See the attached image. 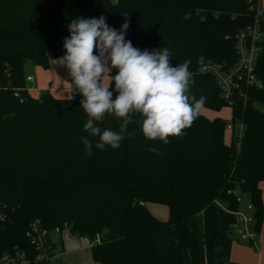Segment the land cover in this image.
Instances as JSON below:
<instances>
[{
    "label": "trees",
    "instance_id": "16d2710c",
    "mask_svg": "<svg viewBox=\"0 0 264 264\" xmlns=\"http://www.w3.org/2000/svg\"><path fill=\"white\" fill-rule=\"evenodd\" d=\"M104 16L125 39L151 52L166 47L170 63L190 61L191 92L206 97L204 108L228 107L212 75L198 72L199 58L222 65L237 62L236 37L255 24L247 0H0V257L15 246L35 258L26 233L33 221L49 230L68 228L86 239L99 264H185L191 222L202 214V245L214 257L219 204L226 227L238 223L239 197L251 205L254 229L264 222V40L256 62L261 88L246 91L231 109L241 138L225 142L227 123L199 114L182 137L169 143L147 140L134 116L121 146L104 150L99 137L83 130L88 117L81 99L57 98L49 90L34 97L26 85V66L48 70L66 53L68 25L77 17ZM127 16V17H125ZM264 33V16L259 18ZM98 52L94 51V54ZM118 69H111V76ZM112 81L109 90L113 98ZM18 94V96H16ZM97 126L119 131L118 118L105 114ZM92 145L88 155L81 137ZM159 149V154L149 151ZM148 204L167 206L162 221Z\"/></svg>",
    "mask_w": 264,
    "mask_h": 264
},
{
    "label": "clouds",
    "instance_id": "9594fccd",
    "mask_svg": "<svg viewBox=\"0 0 264 264\" xmlns=\"http://www.w3.org/2000/svg\"><path fill=\"white\" fill-rule=\"evenodd\" d=\"M128 29L127 19L119 30L110 27L104 16L72 19L70 35L64 39L66 53L57 61L69 70L77 92L83 96L81 108L88 117L83 130L99 137L95 147L100 150L106 146L117 149L126 135L135 136L136 131L128 129L136 114L147 140L168 144L170 136L184 135V129L191 127L206 104L205 96L197 99L191 92L194 80L190 61L172 65L166 47L151 52L135 48L125 39ZM113 68L118 69L115 76L110 75ZM113 80L118 93L115 98L109 90ZM105 114L118 118V132L102 131L97 126ZM81 141L91 155V141L84 136ZM149 151L159 154L155 147Z\"/></svg>",
    "mask_w": 264,
    "mask_h": 264
},
{
    "label": "built area",
    "instance_id": "2783aa9c",
    "mask_svg": "<svg viewBox=\"0 0 264 264\" xmlns=\"http://www.w3.org/2000/svg\"><path fill=\"white\" fill-rule=\"evenodd\" d=\"M247 1L250 7L255 10L257 19L254 25L240 31L236 37L237 62L233 66H227L204 57L199 58L198 61V72L212 75L215 78L221 97L231 109L235 105L236 97L246 102L247 90L262 87L260 79L256 75V62L262 51L260 43L264 40L259 18L264 15L260 9V0ZM27 80L31 81L32 78L27 77ZM238 126L240 131L237 137L241 138L244 127L243 124ZM233 128L234 124H229L226 127L228 130H233ZM238 201L244 202V198L239 197ZM248 206L251 209V205L248 204ZM237 217L239 222L242 221L240 214ZM5 218V215L0 214V223H3ZM244 221H246L245 217ZM65 232H69L67 227L49 230L43 227L40 221H33L26 236L35 249V258L31 259L27 251L15 246L0 257V264H45L55 256L57 245ZM239 232L243 239L249 238L248 235L242 233L243 231L239 230Z\"/></svg>",
    "mask_w": 264,
    "mask_h": 264
},
{
    "label": "crops",
    "instance_id": "0c3cea01",
    "mask_svg": "<svg viewBox=\"0 0 264 264\" xmlns=\"http://www.w3.org/2000/svg\"><path fill=\"white\" fill-rule=\"evenodd\" d=\"M260 6L264 15V0H260ZM40 69L42 70L41 67H35L32 71L28 70V73L34 72L33 74L37 76L38 80V74L41 72ZM26 75L32 78L31 81H28V90L32 96L38 97L37 94L35 95L34 93H39L40 90H49L55 96L53 89H48V86H42L39 81L38 83L36 82V86L29 85V83L34 82V76L30 74ZM38 85H40V88ZM55 97L63 98L59 96ZM226 143L229 144V142ZM261 189L264 201V183L261 184ZM155 205L158 204H148L147 207L149 211L159 220L167 221L169 218L168 207L166 206L167 209H163V207ZM221 205L222 204H219V231L214 257L209 258L202 245L204 218L203 215L200 214L191 222L188 250L184 254L185 264H264V222L259 232L255 231L254 222L251 219L252 224H250V219L248 217L246 221H244L245 225H239L238 221L236 225L228 230L226 227V214L228 211L225 205H222L223 207ZM221 208L226 214L221 212ZM238 214H240V212H238ZM248 223L250 226H247ZM243 225L246 226L245 229H243ZM239 230L244 231L245 235H248L249 238L243 239ZM57 246L60 250L59 254L56 253L55 256L45 264H69V262L70 264H99L94 261L91 254V245L86 239L73 238L68 232H65Z\"/></svg>",
    "mask_w": 264,
    "mask_h": 264
},
{
    "label": "rangeland",
    "instance_id": "374dc122",
    "mask_svg": "<svg viewBox=\"0 0 264 264\" xmlns=\"http://www.w3.org/2000/svg\"><path fill=\"white\" fill-rule=\"evenodd\" d=\"M111 1L113 3H117L118 0H111ZM260 9H261V6H260ZM58 60L59 59H57L51 63L50 69H48V70H45V69L41 70L40 69L41 72H40V74H38V80H37V76L35 74H33L34 72L28 73V70L32 71V69H35L36 66H34L32 63H28L26 66V74H30L31 76H34V82L29 83V85L36 86V84L39 81V83L42 84V86H48V89H50V88L53 89V93L55 92V96H59V97H63V98H70V97H72V94L75 93L77 98L82 100L83 96H82V94L77 92L76 86L74 85V83L71 80L69 70L66 68V66L59 64L57 62ZM26 85L28 88L27 78H26ZM38 86L40 88V85H38ZM72 90H73V93H72ZM43 92H44V90L43 91L40 90L39 93H34V94L35 95L37 94V96L39 97ZM260 109L264 111V107L260 106ZM201 113L209 119H214V118L219 117V118H222L227 123V125L233 124L232 117H231V108H229V107H226L219 112L211 111V110H208L206 108H203L201 110ZM239 131H240V129H239V126L237 123H235L233 130L226 129V133H225L226 142L230 143L233 136L234 137L237 136L239 134ZM155 206L163 207V209H167L166 206H164V205L158 204ZM221 212L225 213L222 210V208H221ZM239 212H240V215L242 218V221L239 222V225H242L245 223L244 217L245 218L248 217L250 219V224H252V222H251V219H252L251 209L249 208V206L246 202H241V209ZM250 224L248 223L247 226H250ZM244 225L242 226L243 229L246 228V226H244ZM242 233L245 234L244 231ZM59 252H60V250L58 248V251L56 253L59 254ZM69 264H70V262H69Z\"/></svg>",
    "mask_w": 264,
    "mask_h": 264
}]
</instances>
